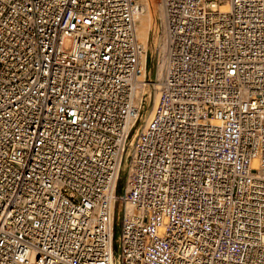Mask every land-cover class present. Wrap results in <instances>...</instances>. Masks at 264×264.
I'll return each instance as SVG.
<instances>
[{"label":"built area","instance_id":"1","mask_svg":"<svg viewBox=\"0 0 264 264\" xmlns=\"http://www.w3.org/2000/svg\"><path fill=\"white\" fill-rule=\"evenodd\" d=\"M0 264H264V0H0Z\"/></svg>","mask_w":264,"mask_h":264},{"label":"bare ground","instance_id":"2","mask_svg":"<svg viewBox=\"0 0 264 264\" xmlns=\"http://www.w3.org/2000/svg\"><path fill=\"white\" fill-rule=\"evenodd\" d=\"M153 7H152V4L151 2L149 1V5H148V8L147 10L143 13V15H141L138 19V22H137V26H136V37L138 39V41L147 49L148 48V39H149V36H148V29L150 27V23H149V26H148V29L147 31L143 30L141 28V20H144L146 19L147 22H149V19L153 18ZM143 17V18H142ZM163 39L160 37L158 39H156V45H159L160 47L163 46V42H161ZM159 72V68H158V71H157V74ZM125 167V165L123 166V168Z\"/></svg>","mask_w":264,"mask_h":264},{"label":"rangeland","instance_id":"3","mask_svg":"<svg viewBox=\"0 0 264 264\" xmlns=\"http://www.w3.org/2000/svg\"><path fill=\"white\" fill-rule=\"evenodd\" d=\"M153 13H154V11H153ZM143 18V17H142ZM152 20H153V18H151V19H149V22H147V20L146 19H144V20H141V28L143 29V30H145V31H147V29H148V26H149V23H150V26H151V23H152ZM156 37H151V35L149 36V39H148V50L150 51V50H152V48H153V45L156 43ZM161 42H163V40L161 41ZM158 71V70H157ZM119 185H120V183H119Z\"/></svg>","mask_w":264,"mask_h":264}]
</instances>
